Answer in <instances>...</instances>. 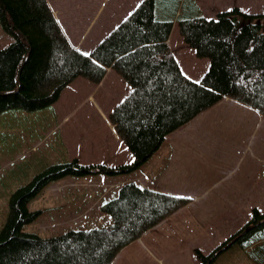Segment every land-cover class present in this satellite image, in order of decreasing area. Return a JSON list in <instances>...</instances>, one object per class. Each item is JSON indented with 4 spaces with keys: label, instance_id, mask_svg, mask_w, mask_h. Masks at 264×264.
<instances>
[{
    "label": "trees",
    "instance_id": "trees-1",
    "mask_svg": "<svg viewBox=\"0 0 264 264\" xmlns=\"http://www.w3.org/2000/svg\"><path fill=\"white\" fill-rule=\"evenodd\" d=\"M158 16L156 0H142L84 55L68 40L49 0H0V25L13 37L0 49V114L45 108L78 77L98 85L113 69L131 91L108 120L134 157L131 164L119 167L82 165L78 159L54 164L17 188L10 195L7 221L0 229V264H114L125 247L187 206L190 199L131 181L101 206L112 217V225L56 237L23 231L41 213L30 211L28 203L50 182L67 176L135 170L160 149L169 134L226 97L264 116V13L233 7L218 13L216 19L178 17L183 42L196 57L209 60L199 83L182 72L169 46L175 21ZM236 245H255L253 257L257 264H264V212L254 208L242 229L208 254L195 249L196 258L200 264H214Z\"/></svg>",
    "mask_w": 264,
    "mask_h": 264
},
{
    "label": "rangeland",
    "instance_id": "rangeland-1",
    "mask_svg": "<svg viewBox=\"0 0 264 264\" xmlns=\"http://www.w3.org/2000/svg\"><path fill=\"white\" fill-rule=\"evenodd\" d=\"M57 1L63 2V8H65L66 2H68L67 5L70 7L69 3L72 1L74 2L72 4L73 9L76 12L81 11L82 0ZM93 1L94 5L97 0ZM228 7H240L246 13H264V0H172L171 4L166 0H156L157 16H166L175 21L168 43L181 65L182 55L192 51V49L183 42L179 34L177 28L178 17L216 19L217 14L227 10ZM12 41L13 37L0 25V49L7 47ZM195 58L199 60L198 57L195 56ZM195 58H192L194 65ZM197 63L198 69L196 73L191 75L194 80L199 79L206 71V65H209L208 59L205 58L200 60V62L197 61ZM124 96L113 94L110 97L111 104H107L106 108L103 105V109L106 110L108 107H112ZM239 104L241 105L235 106L234 109L227 107L222 100L211 109L199 114V117H195L196 119L194 118L195 120L193 119L188 125L169 134L160 149L146 163L129 173L117 176V180L123 179L122 176L135 179L141 176L147 185L150 184L148 181L153 177L149 174L153 170L156 173V170L153 169L156 164L166 159L173 161L174 158H177L176 161L179 162V158L183 159L185 157L184 153L180 152V149H176L172 144L173 138H207L206 140L202 139L200 143H196L201 146H199L200 150L190 153L191 161L193 162L188 163L189 160H185L187 164H180L181 167L178 165L179 171L181 170L178 181L160 180L164 185L172 182L169 186L174 189H182L190 181L189 177L197 176L196 173L198 178H200V173L206 175L205 172H208L211 167H207L208 161H205L206 157L202 156L204 153L206 154L204 151L212 152L213 158L217 154L218 165L216 168L224 169L226 173L237 165V158L240 160L233 171L236 174L234 175L235 182L232 186L230 184V175L232 174L230 173L227 178L213 187L212 193L209 191L210 193L208 192L202 197H206V199L199 203V212L195 209L186 210L177 219H166L164 227L158 229L159 233H155L159 234V236H164L165 234L166 236H173L174 239H168L167 241L173 244L174 249L164 246V243L161 242L158 253L151 254L145 247L146 245L149 248V244L142 237L120 252L121 254L115 259L116 261L118 260L117 264H200L196 258L195 248L201 250L204 254H208L228 237L242 229L247 221L251 219L254 208L264 212V116L247 105ZM76 112L77 107H74L72 115H75ZM104 124V121L93 109V106L79 113L67 126L63 128L59 126V131L53 130L54 126L58 125V121L56 122L53 118L40 120L37 117L34 124L26 125L24 128L12 113L6 112L0 118V138L11 147L5 153V155L9 154V156L0 158V229L7 221L10 195L17 188L30 182L35 175L47 167L58 164V161L49 162L52 164H37L35 160L40 158L36 156L38 152L31 151L28 153L26 150L30 149L39 138H45V144L53 142L54 138L59 137V133L62 135L66 134V137L71 135L72 138H110L111 134ZM19 137L26 139L18 147L16 141ZM210 138L216 139L210 140ZM183 144L184 147L190 145L184 142ZM247 144L249 149L245 151L244 146L246 147ZM214 147L219 148L213 153ZM1 148L3 146H0ZM158 156L163 157L164 160L158 159ZM176 161L175 163H178ZM32 162L35 163L33 168L23 173L24 167ZM247 167L252 169L253 176L249 175ZM18 172L21 175H18ZM22 174L27 175L29 178L24 177L21 179ZM245 175L246 178L243 181L247 182L241 186L245 185L246 187L235 186L236 182L238 184L241 183ZM169 176L171 175H168V178ZM83 177L91 178L96 176L88 175ZM68 178L77 177L70 176ZM160 181L155 180L157 183ZM55 182L57 181L50 182L28 203L27 207L30 211L40 210L41 213L35 221L24 225V232L35 233L41 237H56L68 231L104 228L113 224L112 217L101 211V206L105 201L98 204L92 202L90 206L91 201L82 202L79 200V205H76L75 196H78L80 192L76 190L63 192L65 194L63 199V193H57L59 188ZM65 182L63 181L61 184ZM155 182L151 184L153 185L151 187L155 186ZM159 187L162 188L163 186ZM198 194H202V191H198ZM81 211H86L83 214L84 216L75 217ZM88 211L90 213H87ZM188 230L193 231V233L185 232V237L180 235L183 233L182 231ZM232 254L233 251L225 252L219 257L216 264H236L235 259L238 258V255L232 256Z\"/></svg>",
    "mask_w": 264,
    "mask_h": 264
},
{
    "label": "crops",
    "instance_id": "crops-1",
    "mask_svg": "<svg viewBox=\"0 0 264 264\" xmlns=\"http://www.w3.org/2000/svg\"><path fill=\"white\" fill-rule=\"evenodd\" d=\"M141 1L142 0H97L96 3L93 5L94 2L93 0L92 1L82 0V6L80 7L81 10L80 12H76V10L73 9L72 4L74 2L72 1L71 3H69L71 8L67 5L68 2L65 3L66 6L65 8H63V2L57 0H49V5L52 11L54 12V15L56 16L61 28L63 29L70 43L81 52L90 54L92 50L102 40H104V38L112 30H114L127 16H129L133 12V10ZM231 9L232 7H228L227 10H231ZM258 13H253V14H258ZM192 51L182 55L181 57L182 65L179 63L178 59L175 56L182 72L190 79H192L191 75L196 73L198 69L197 61L200 62V60H202L200 58H198L199 60H197L195 58L196 56L195 51L194 50ZM172 52L175 55V52L173 50ZM192 58H195V65ZM208 68L209 65H206V71L208 70ZM206 71L200 76L199 79L197 80L192 79V80L200 81L202 76L206 73ZM130 91L131 89L129 85L125 82V80L121 76H119L113 69H108L104 79L98 85L94 84L93 86V83L87 81L86 79L78 77L75 81L69 84L62 91L59 99L54 104L31 112L22 109L8 110L0 114V118L3 117L4 114H6V112L12 113L13 115L16 116L17 120L23 126V128L26 125L34 124L35 119L37 117L40 120L53 118L56 122L58 121V125L54 126L53 130L59 131V126H61V128L67 126V124L79 113H81L84 110H88L90 106H93V109H95V111L101 117L102 121H104L105 123L104 125L110 132L111 134L110 138H104V137L72 138L71 135H68L66 137V134L62 135L59 133V137L54 138L53 142L51 141L48 144H45L46 141L45 138H39L37 141H35V143L31 146V148L27 149L26 151L28 153H30L31 151L38 152L36 156H39L40 158L35 160V163L37 164H52L49 163L52 161L53 162L58 161L59 164L64 161L68 162V161H72L73 159H78V161L82 165H104L107 167H119L122 165L131 164L134 161V157L130 153L127 146L118 137L114 126L108 120V115L114 109V107L130 93ZM113 94L114 95L121 94V97L124 96L125 94V96L118 103H115L112 107L110 108L108 107L106 110L103 109L104 108L103 105H105L106 108L107 104L109 105L111 104L110 97ZM223 101L225 102L227 107L234 109L235 106L241 105L239 104V102H236L235 100L229 99L227 97L224 98ZM74 107H77V112L75 115H72V109ZM198 117L199 116H197L196 118ZM20 137L17 138L16 141L18 147L19 144L25 141L26 139ZM202 139L206 140L207 138H173L172 144L176 147V149H180V152L184 153L185 156L183 157L184 160L179 158V162H180L179 163L178 161H176L177 158H174L172 161L171 159L164 160L163 157L158 156V159H162L164 161L156 164V167L153 168L156 170V173L153 172L154 170L150 171L149 175H151V177L153 178L150 179V181H148V183H150L148 185L145 183V180L141 176H138L136 179L122 176L123 179L117 180V176H120L125 173H121L118 175L103 174L105 176H99L102 174H95L92 176H96V177H91V178L77 177L80 179L68 178L70 176H67L55 182L58 184V188H59L57 190V193L62 194L63 192L64 193L70 192L69 190H76L80 192L78 196L77 195L75 196V199L77 201L76 205H79V200H81L82 202L88 200L91 201L90 203L91 206L92 202L98 204L105 201L106 203L114 199L118 194L119 188L123 184L133 181L140 184L143 187H147L166 194L186 197L190 199V204L188 206L184 207L180 211L171 215L168 219H177V217L182 213H184V211L186 210L195 209L197 212H199L200 209L199 203L203 199H206V197L205 198L202 197H204V195L209 191L212 193L213 187L218 185L220 182H222L223 179L227 178V176L230 173L232 174L230 175V180H231L230 184L232 186V184L235 182L234 175L236 174V172L233 171L240 162L239 158H237L236 159L237 165H235L232 169H229L228 173H226L224 169L216 168V166L218 165L217 154L216 157L213 158L212 152L204 151L206 152L207 154L206 155L202 151L204 153V155L202 156L206 157L205 161H208L207 167H211L208 172H205L206 175H202L199 172L200 178H198L197 173H196L197 176L189 177L190 181H188L187 185L184 186L182 189H174L173 187L169 186V184H171L173 181L176 182L180 179L181 170L179 171L178 165L180 166V164L181 165L187 164L185 160H189L188 163L193 162L191 161L190 153L197 152L196 150H200L199 148L200 145H197L196 143H200ZM213 139L216 138H210V140ZM183 142L190 145L184 147ZM193 143L195 144L193 145ZM0 146H3V148L0 149V158L4 156L8 157L9 154L5 155V153L9 149H11V147L8 144L4 143V141L1 138H0ZM182 148L183 150L181 151ZM218 148L217 147H214V149L212 148L213 153ZM248 149L249 147L247 144L246 147L244 146V150L246 151ZM196 155L198 156V154ZM218 158L220 159L219 156ZM175 161L178 162L179 164L175 163ZM35 163L34 162H32L31 164L28 163L24 167L23 173L32 169ZM175 164H177V166H175ZM247 168L249 175L253 176L254 174L252 169H249V167ZM18 175H21V173L18 172ZM168 175L171 176H169L168 178ZM24 177L29 178L27 175L22 174L21 179ZM245 178L246 175L242 178L241 183L238 184V182H236L235 186L239 185L240 188L246 187L245 185L241 186L242 184L247 182V181L246 182L243 181ZM155 180L158 181L173 180V181L170 182L168 185H164L161 181L157 183L155 182ZM63 181L66 182L61 184ZM154 182H155V186L151 187L153 186L151 184ZM159 186H163V187L161 188ZM198 191H202V194H198ZM64 193L62 195L63 199L65 198ZM85 212L86 211H81L75 217H82V215ZM87 213L90 212L88 211ZM165 221L159 224L158 226H156L155 228L149 230L142 236L146 239V242L149 244V248L145 244L144 245L147 251L150 252L151 254L158 253V249L160 248L161 242L164 243V246H168L171 249H174L173 244H170L167 241L168 239H174L173 236H166L165 234L164 237V236H159V234H155V233H159L158 231L159 228L161 229L162 227H164ZM248 222L249 221H247V223ZM182 232L183 233L180 234L182 237H185L186 234L185 232L193 233V231L191 230L182 231ZM255 248H256L255 245L246 248H241L240 246L236 245L231 249H229L227 252L233 251L232 256L238 255V258L235 259L236 264H257V262L253 257ZM218 260L219 258L216 260L214 264H216ZM117 263L118 260L117 261L115 260L114 264Z\"/></svg>",
    "mask_w": 264,
    "mask_h": 264
},
{
    "label": "snow or ice",
    "instance_id": "snow-or-ice-1",
    "mask_svg": "<svg viewBox=\"0 0 264 264\" xmlns=\"http://www.w3.org/2000/svg\"><path fill=\"white\" fill-rule=\"evenodd\" d=\"M84 55H88V53H84ZM197 83H199V81H197Z\"/></svg>",
    "mask_w": 264,
    "mask_h": 264
},
{
    "label": "water",
    "instance_id": "water-1",
    "mask_svg": "<svg viewBox=\"0 0 264 264\" xmlns=\"http://www.w3.org/2000/svg\"><path fill=\"white\" fill-rule=\"evenodd\" d=\"M236 20H237V18L235 17V18H234V21H236Z\"/></svg>",
    "mask_w": 264,
    "mask_h": 264
}]
</instances>
